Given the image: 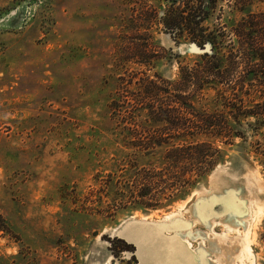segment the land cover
Masks as SVG:
<instances>
[{"label":"rangeland","instance_id":"obj_1","mask_svg":"<svg viewBox=\"0 0 264 264\" xmlns=\"http://www.w3.org/2000/svg\"><path fill=\"white\" fill-rule=\"evenodd\" d=\"M154 5L0 0V264H264V127L255 118L243 123L246 138L219 145L225 158L186 198L139 210L107 194L135 159L117 138L125 126L174 131L141 110L139 81L176 83L207 51L176 43L162 25L141 28V40L126 20ZM221 6L241 19L234 3ZM254 11L264 14V3ZM251 79L246 99L264 103V71ZM166 148L136 161L160 167Z\"/></svg>","mask_w":264,"mask_h":264},{"label":"trees","instance_id":"obj_2","mask_svg":"<svg viewBox=\"0 0 264 264\" xmlns=\"http://www.w3.org/2000/svg\"><path fill=\"white\" fill-rule=\"evenodd\" d=\"M223 1L234 3L229 8L242 14L240 20L225 17ZM155 3L157 6L151 12L137 7L136 15L126 20L141 40L146 36L141 28L148 31L162 25L176 43H194L207 51L199 54L193 64L181 68L176 83H162L160 78L139 81L137 96L144 99L141 110H147L151 120L169 124L174 131H141L125 126L117 135L123 148L136 152L127 155L128 160L134 156L135 159L131 158L134 161L129 168L120 169L122 173L116 183L111 185L114 178L109 175L113 180L109 179L105 187L107 194L113 190L118 198L116 203L123 209L155 210L186 198L225 158L219 145H234L238 138H246L242 131L246 119H256V130L264 127V103H254L245 97L251 94L247 81L250 83L255 80L251 78L264 71V14L254 11V6L264 0H155ZM155 13L160 15L159 21L150 22ZM215 17L223 20L219 23L223 26L214 24ZM136 22L150 23L146 28ZM154 53L147 54L155 60ZM141 56L147 58L148 64L151 62L149 55L143 52ZM261 86L264 83L260 82ZM212 96L211 104L195 105L209 101ZM121 108L126 111L129 105ZM164 145L169 148L161 155L160 167L140 166L136 161L140 155L155 156Z\"/></svg>","mask_w":264,"mask_h":264},{"label":"water","instance_id":"obj_3","mask_svg":"<svg viewBox=\"0 0 264 264\" xmlns=\"http://www.w3.org/2000/svg\"><path fill=\"white\" fill-rule=\"evenodd\" d=\"M191 47H192L193 49L199 51V52L201 51V49H200L196 44H192ZM136 226H137V225H136ZM136 226H135V227H136ZM137 228H138L139 231H144V230H151L152 227H151V226H148V225H145V226H143V225H138ZM140 233H141V232H140ZM138 236H139V234H138Z\"/></svg>","mask_w":264,"mask_h":264}]
</instances>
